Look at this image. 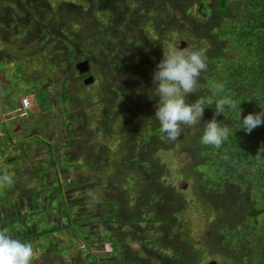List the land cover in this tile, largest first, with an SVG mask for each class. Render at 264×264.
<instances>
[{"label":"trees","instance_id":"obj_1","mask_svg":"<svg viewBox=\"0 0 264 264\" xmlns=\"http://www.w3.org/2000/svg\"><path fill=\"white\" fill-rule=\"evenodd\" d=\"M212 1L206 8H201L203 0H61L57 5H52L50 0H34L31 3L35 16L39 17L36 21L43 23L35 32L44 29V34L58 37L59 48L66 52V58L78 54L81 62L85 57L83 52H87L91 61L99 54L109 57L114 49L121 54L120 58L130 57L102 67L104 76H108L110 69L118 76L115 81L107 77L103 87L100 85L96 102L100 120L97 115L83 111L79 118L83 125L79 130L68 131L70 145L78 146L84 158L77 167L89 171L70 178L69 184L60 182L56 173L52 176L56 185H47L45 181L41 185L42 199L36 197L35 188H25L6 203L3 202L6 198L0 197L4 203L0 215L10 213L24 231L21 238L17 234L13 238L30 242L43 235L69 233L85 243L84 249L90 254V260L83 264H152L154 261L201 264L207 255L228 258L232 264H264V156L256 157L264 145V125L251 134L241 129L244 117L264 110V0ZM29 3L30 0H11L14 7L7 9H13L14 13V8ZM194 5L200 14L207 16L202 17L204 21L199 14H192ZM10 16L19 23L11 12ZM53 21L59 22L57 33ZM149 25L154 37L147 31ZM1 32H11L2 20ZM175 33L188 45L193 43L196 48H202L208 57V69L201 73L198 92L190 94L187 101L195 102L198 95L219 99L220 96L212 97L211 91L213 85L223 83L221 95L237 102L236 109H226V118L217 117L218 122L231 128L229 139L221 149L200 142L203 121L212 119L214 104L206 105L203 120L192 127L188 137L182 132L177 141L170 142L160 131L155 118L159 97L150 90L154 88L153 73L163 58V46ZM60 62L64 65L63 59ZM84 87L91 86L84 84ZM89 93L94 94L92 90ZM64 98L72 100L66 93ZM79 102L73 99L75 109L66 113L78 116ZM21 119L2 124L1 137H8L9 144L15 145L17 140L10 122L19 129L37 124L22 123ZM74 137L81 139L75 141ZM114 144L118 147L115 152ZM180 145L186 146L188 154L183 173L193 179L205 209L218 215L201 248L183 235L181 215L190 204L182 190L167 182L170 170L160 155L175 151ZM3 146L7 148L0 143V150ZM74 161L68 166L75 167ZM97 166L103 170L91 171ZM94 173L97 174L93 176ZM98 187L103 188L100 196L95 195ZM65 189H76L80 195L75 197L73 191L65 194ZM90 189L94 198L88 195ZM24 204L30 214L22 213ZM53 210L56 212L52 217L57 214L58 221L49 226L48 217ZM37 213L42 222L45 219L47 227L38 231L40 224L36 220L32 231L27 216L34 218ZM99 235L101 247L110 245L111 254L93 250ZM56 244L53 245L57 247Z\"/></svg>","mask_w":264,"mask_h":264},{"label":"rangeland","instance_id":"obj_2","mask_svg":"<svg viewBox=\"0 0 264 264\" xmlns=\"http://www.w3.org/2000/svg\"><path fill=\"white\" fill-rule=\"evenodd\" d=\"M40 1L42 0H37V2ZM50 1H52V5H57L59 1L61 2V0ZM32 2H34V0H30L29 5L24 4V6L19 7L18 9L14 8V15L13 9H7L9 6L14 7V3L10 5L11 0H0V20L4 21L7 30H11V32H1L0 34V51L4 53L3 55L0 54V105H3V100L16 103L17 101L19 102L21 97L25 94L31 95L32 109H39L40 107V105L35 103L36 98L41 104L43 103L46 109L45 112H42V116H45L46 118L44 117L42 120L47 121L45 119H49L47 122L56 125V128L50 126L47 128V131L49 132H43V135H37L38 137L35 135L27 137V135L32 134L34 131L31 130L28 132V129H25L24 127L19 129L18 125H15L14 122H10V130L11 132H16L17 138L15 145H13L8 143V137L7 139L6 137H1L4 131L0 125V143L7 145V148L3 146L0 150V175L7 174L11 176L13 180V183L10 185H0V197L4 196L6 198L3 200L4 203L9 202V198H12L13 201L16 196L20 195L21 191H25V188H35L38 191L36 197L42 199L41 185L44 181L45 183L48 182L47 185L49 183L53 186L56 185L57 182L54 180L55 178L52 177L55 176L56 173L59 175L58 178L60 182L69 184L70 178L80 176L81 171H89L85 167L82 169L77 167L81 165L84 158L82 153H80L78 146L70 145L68 131L79 130L83 125L81 123H84V121H79L80 115L83 114V111L86 114L90 112V114L95 117L97 115V120H100V107L96 102L98 101V94H100L101 88L103 87L102 84L105 83L107 77H109L110 81H115V78L118 76L117 72L112 71V69L109 70L110 72L108 76H104V74H101L102 67H110L111 64L116 65L117 60L121 61L124 60L125 57H130L124 55V59L120 58L121 54H118L116 49L112 50L113 54H110L109 57H106L104 54L93 56V60L89 61L90 70L87 73L93 76L94 80L89 84L91 87H84V79L88 76L83 79V76L87 73L80 76L82 73H80L76 67V63L80 61V56L75 54L72 58H66V52H62V49L59 48L58 37L53 38L54 36L50 33L44 34L43 32L46 31L44 29L41 33L35 32L36 27L42 26L43 23L36 21L39 17L35 16V12H33V6L31 5ZM212 3V0H203L201 8H206L212 5ZM205 4L207 6H205ZM197 5L192 7V14H199L200 19L204 21L203 18H207V16L198 12ZM132 6L134 7V5ZM10 12L19 23L12 21ZM58 23L59 22L56 21H53L52 23L55 29L54 32L56 33L58 28H60ZM147 28L148 33H151L154 37L155 34L150 25L147 26ZM183 41L184 39L175 33L169 38L163 47L170 46L173 48H181L183 50L188 46V43L182 46L181 43ZM192 44L193 43L190 45ZM5 53H8V55H6L8 56V59H3ZM83 55H85L84 61L89 59L87 52H83ZM61 59H63L64 65L60 62ZM79 78H81V80ZM43 84L47 90H41V88H43L41 85ZM91 90L94 94H87V92H91ZM11 91L13 94H10ZM64 93L72 98L71 102H69L70 98L67 101L65 100ZM9 94L13 96L10 98ZM32 95L35 98H32ZM88 97H91L92 100L88 99ZM73 99H79L81 105L77 112L79 115L76 117H71L72 115L66 113L67 111L70 113L74 111L75 105ZM94 101L95 104H93ZM62 105H66L64 110H61ZM16 108L18 109L17 106ZM1 118H3V116H1ZM17 119L18 118L12 119L10 115H6L4 120L15 121ZM21 121L23 120L21 119L20 122ZM115 122L117 123L118 121L116 120ZM192 130V127L185 128L183 131L185 137H188V135L192 133ZM21 133H26L22 141L19 140L20 135H23ZM77 137H74L75 141L81 139ZM100 140L101 139L98 141ZM71 142H73V140ZM113 147L115 152L118 147H116V144H114ZM52 151H54V153H52ZM186 151V146L180 145L177 150L163 152L160 155L170 170V178L167 179V182L174 184L179 190H182L187 195L190 204L187 210L181 215V219L184 222L183 235L188 241L201 248L202 245H204L205 236L208 235L207 231L210 229L212 223L217 220L218 215L205 209L203 199L202 201L200 200L196 189H194L195 183L193 179L186 177L183 173L182 166L187 163L188 159ZM54 159L58 160H56V164ZM74 159L76 166H68ZM102 170L97 166L91 171ZM95 174L97 173L92 175L95 176ZM19 188L22 189L19 190ZM65 190V194L73 191L75 197L80 195V191L76 189ZM102 190V187H98L95 195L100 196ZM6 193L8 194V198ZM33 195H35V191H33ZM3 202L0 201V208L3 207ZM29 203H32L31 199L29 200ZM41 205L39 206L42 207ZM9 208H11L10 205ZM27 210L26 204H24L22 213L27 214L29 211ZM55 212L56 211L53 210L49 213V226L55 225L57 223H55V221H58L57 214L52 217V214ZM33 217L34 218H32L31 215L27 216L28 224L31 227L36 224L35 222L37 220L40 224V228L33 226L31 228L32 231H34L35 228L38 231H41V228L47 227L45 219L43 223L41 221L43 218L40 217L39 213L33 215ZM61 219L63 220V217ZM0 230H7L12 236L17 234L18 238H21L24 232L22 231L23 228L19 226L18 220L11 218L10 213L5 216L3 214L0 215ZM97 234H101V231ZM99 237H101V235L97 237V242L94 244L93 250L98 254H111V247L109 245H105L106 247H104V249L101 247ZM30 242L34 249L31 264H83L85 261L90 260V254L84 249L85 243L81 242L80 239L72 237L69 233L63 235H49V237L48 235H43ZM53 244H56L57 247ZM80 248H82V250ZM61 257H63V259ZM64 260L66 262H64ZM213 260L218 264H232L228 258L218 256L210 257L208 255L204 256L201 264H208ZM99 264H102V262H99ZM152 264H157V262L154 261Z\"/></svg>","mask_w":264,"mask_h":264},{"label":"clouds","instance_id":"obj_3","mask_svg":"<svg viewBox=\"0 0 264 264\" xmlns=\"http://www.w3.org/2000/svg\"><path fill=\"white\" fill-rule=\"evenodd\" d=\"M207 60L205 51L194 45H188L183 50L170 46L163 47V58L153 73L154 88L150 91L159 97V102L155 106V118L159 122L160 131L170 142L177 141L185 128L199 124L203 120L206 105L211 107L214 104L215 112L212 119L203 121L200 142L205 146L221 149L224 142L229 139L231 128L226 123L218 122L217 117L224 115L226 118V109H236L237 102L230 96L221 95L225 88L223 83H216L211 91V96H220L219 99L213 100L204 95H198L195 102L191 103L186 99L190 94H197L201 73L208 69ZM24 97L30 99V106L26 108L21 103L20 111L28 113L32 107V99L30 95L25 94L21 100ZM241 121V129L251 134L254 129L264 125V110L250 113ZM261 156H264V145L256 155L257 158ZM12 183L11 176L0 175V185ZM88 195L93 196L91 189ZM33 255L31 242H22L18 238H13L7 230H0V264H31Z\"/></svg>","mask_w":264,"mask_h":264},{"label":"crops","instance_id":"obj_4","mask_svg":"<svg viewBox=\"0 0 264 264\" xmlns=\"http://www.w3.org/2000/svg\"><path fill=\"white\" fill-rule=\"evenodd\" d=\"M0 54L3 55L4 53L2 51H0ZM10 98L13 96V95H10ZM31 97V95H30ZM32 98H35L33 95H32ZM36 102L38 105H40L39 109H32L33 108V105L31 107V109H29L28 113H24L23 111H20L22 106H21V101H17L16 103H12V102H6L5 100L2 101L3 105H0V125L2 126V124L4 123V119L6 118V115H10L11 118H22V123L23 122H26V121H29L30 123L32 122H35L37 123L34 127L32 125H23L22 127H24L25 129H28V132L33 130L34 132L32 134H29L27 135L28 136H37V135H43V132H45L44 130H40L39 128L37 129L38 126L40 127H46L49 128L50 126L53 127V128H56L55 125H52V124H48L46 121H43L42 118H44L42 116V112L44 110V105L43 103L41 104L38 99H36ZM42 102V101H41ZM14 105V107H13ZM36 105V104H35ZM16 106L18 107V109L16 108ZM32 115V116H31ZM1 116H3V118H1ZM21 127V128H22ZM46 132H49L46 130ZM23 135H20V139L19 140H22L24 135H26V133H21ZM38 137V136H37Z\"/></svg>","mask_w":264,"mask_h":264},{"label":"water","instance_id":"obj_5","mask_svg":"<svg viewBox=\"0 0 264 264\" xmlns=\"http://www.w3.org/2000/svg\"><path fill=\"white\" fill-rule=\"evenodd\" d=\"M222 5H224V1L222 2ZM181 44H182V46H184L187 43L185 41H183ZM76 67H77L78 71L82 74H85V73L89 72V70H90L88 60L81 61V62L77 63ZM93 80H94L93 76H89V77L85 78L84 83H85V85H89L90 83L93 82ZM208 264H218V263L213 260Z\"/></svg>","mask_w":264,"mask_h":264},{"label":"flooded vegetation","instance_id":"obj_6","mask_svg":"<svg viewBox=\"0 0 264 264\" xmlns=\"http://www.w3.org/2000/svg\"><path fill=\"white\" fill-rule=\"evenodd\" d=\"M88 61H90L89 59H87ZM3 74V73H2ZM83 74H80V76H82ZM90 74L89 73H87L86 75H84L83 76V79L86 77V76H89ZM91 76V75H90ZM87 78V77H86ZM85 80V79H84ZM85 84V83H84ZM41 86H43V88H41V89H46L47 90V88L46 87H44V84L43 85H41ZM10 94H13V92L11 91L10 92ZM21 95H23V94H21ZM51 102H52V99H51ZM46 110V109H45ZM45 110H43V112H45ZM43 117H45V116H43ZM46 118V117H45ZM45 120H47V121H49V119H45ZM56 126V125H55ZM43 130L46 132V127H43Z\"/></svg>","mask_w":264,"mask_h":264},{"label":"built area","instance_id":"obj_7","mask_svg":"<svg viewBox=\"0 0 264 264\" xmlns=\"http://www.w3.org/2000/svg\"><path fill=\"white\" fill-rule=\"evenodd\" d=\"M21 103H22V106L24 107H29L30 106V99L28 97H24L22 100H21Z\"/></svg>","mask_w":264,"mask_h":264}]
</instances>
